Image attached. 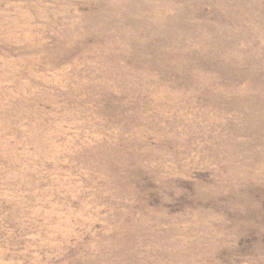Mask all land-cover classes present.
<instances>
[{
	"label": "rangeland",
	"instance_id": "rangeland-1",
	"mask_svg": "<svg viewBox=\"0 0 264 264\" xmlns=\"http://www.w3.org/2000/svg\"><path fill=\"white\" fill-rule=\"evenodd\" d=\"M0 264H264V0H0Z\"/></svg>",
	"mask_w": 264,
	"mask_h": 264
}]
</instances>
